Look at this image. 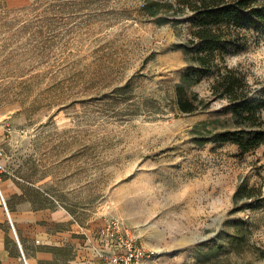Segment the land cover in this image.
Listing matches in <instances>:
<instances>
[{
    "label": "rangeland",
    "instance_id": "obj_1",
    "mask_svg": "<svg viewBox=\"0 0 264 264\" xmlns=\"http://www.w3.org/2000/svg\"><path fill=\"white\" fill-rule=\"evenodd\" d=\"M157 1L176 4L167 22L145 0H0L2 195L66 209L107 251L132 237L142 264H264V143L210 139L215 75L190 87L208 108L177 110L189 10ZM231 29L225 64L259 89L264 29ZM240 183L253 197L233 200Z\"/></svg>",
    "mask_w": 264,
    "mask_h": 264
},
{
    "label": "trees",
    "instance_id": "obj_2",
    "mask_svg": "<svg viewBox=\"0 0 264 264\" xmlns=\"http://www.w3.org/2000/svg\"><path fill=\"white\" fill-rule=\"evenodd\" d=\"M178 4L179 7L185 4L189 10L190 29L189 37L179 46L187 64L173 88L174 105L181 113L208 108L209 100L200 97L190 87L205 76L215 75L209 86L210 97L224 100V105L216 110L224 117L212 120L217 126L208 130L210 139L235 143L241 152L260 147L264 143V123L260 115L264 108V85L254 89L245 73L225 64L224 55L239 47L231 27L264 29V0H178ZM174 6L176 4L172 2L157 0H145L143 3L146 14L155 16L157 22H167L169 17L167 19L159 13L162 9L167 13ZM177 9L174 8V14L181 11ZM173 21L178 20L174 18ZM202 124H207V121H202ZM254 189L245 183L238 184L233 200L253 197Z\"/></svg>",
    "mask_w": 264,
    "mask_h": 264
},
{
    "label": "crops",
    "instance_id": "obj_3",
    "mask_svg": "<svg viewBox=\"0 0 264 264\" xmlns=\"http://www.w3.org/2000/svg\"><path fill=\"white\" fill-rule=\"evenodd\" d=\"M0 194V264H102L89 231L66 209L9 208Z\"/></svg>",
    "mask_w": 264,
    "mask_h": 264
},
{
    "label": "built area",
    "instance_id": "obj_4",
    "mask_svg": "<svg viewBox=\"0 0 264 264\" xmlns=\"http://www.w3.org/2000/svg\"><path fill=\"white\" fill-rule=\"evenodd\" d=\"M1 155L2 153L0 152ZM2 168L3 166L0 163V171ZM112 235L115 236L116 233L112 232ZM112 246L113 248L107 251L104 247L98 244L95 245L94 255L102 261V264H142L144 248L138 245L132 237L114 238Z\"/></svg>",
    "mask_w": 264,
    "mask_h": 264
}]
</instances>
